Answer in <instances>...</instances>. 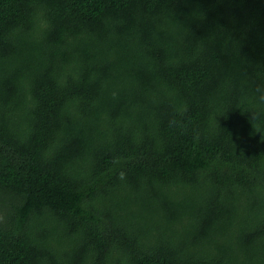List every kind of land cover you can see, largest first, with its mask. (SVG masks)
Here are the masks:
<instances>
[{
	"label": "trees",
	"instance_id": "obj_1",
	"mask_svg": "<svg viewBox=\"0 0 264 264\" xmlns=\"http://www.w3.org/2000/svg\"><path fill=\"white\" fill-rule=\"evenodd\" d=\"M0 264H264V0H0Z\"/></svg>",
	"mask_w": 264,
	"mask_h": 264
}]
</instances>
